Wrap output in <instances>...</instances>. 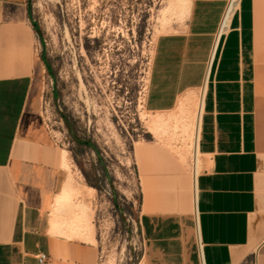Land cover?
Returning <instances> with one entry per match:
<instances>
[{"label":"crops","instance_id":"0c3cea01","mask_svg":"<svg viewBox=\"0 0 264 264\" xmlns=\"http://www.w3.org/2000/svg\"><path fill=\"white\" fill-rule=\"evenodd\" d=\"M185 1L155 39L144 108L200 96L198 166L158 142L135 148L143 264H264V0H240L211 63L226 0ZM28 5L0 0V264H96L94 245L50 231L64 169L39 112Z\"/></svg>","mask_w":264,"mask_h":264},{"label":"rangeland","instance_id":"374dc122","mask_svg":"<svg viewBox=\"0 0 264 264\" xmlns=\"http://www.w3.org/2000/svg\"><path fill=\"white\" fill-rule=\"evenodd\" d=\"M166 2L176 0H29L32 26L38 28L33 27L41 66L39 112L66 153L62 182L73 186L72 196L52 213L68 223L86 208L96 264H143L138 144L158 142L191 168L196 158L198 166L193 130L199 97L170 111L175 121L167 127L150 125L159 114L144 108L155 39L186 7L163 21ZM185 114L194 117L183 122Z\"/></svg>","mask_w":264,"mask_h":264},{"label":"bare ground","instance_id":"6f19581e","mask_svg":"<svg viewBox=\"0 0 264 264\" xmlns=\"http://www.w3.org/2000/svg\"><path fill=\"white\" fill-rule=\"evenodd\" d=\"M168 1V0H167ZM38 2V1H37ZM236 3H237V0H233V3H232V6H231V10L233 9V7L236 5ZM186 2H185V0H176V2H174V3H169L168 5H167V2H166V10L163 12V16L161 17V20H165V18L167 17V14H169V15H173V14H175V11L176 10H178V11H180L179 9H182L183 7H185L186 5ZM37 5V4H36ZM40 5V4H39ZM177 11V12H178ZM176 12V13H177ZM181 12H183L182 10H181ZM166 13V14H165ZM179 14H180V12H178ZM229 18H230V13H229V11H227L226 13H225V15H224V18H223V20H222V25L223 26H225L227 23H228V21H229ZM187 95V94H186ZM185 95V96H186ZM183 98H184V96H183ZM192 98H196V97H190V96H187V97H185L184 99H182L181 101H180V104H184L185 102H187V101H191L192 100ZM199 99H200V96H199ZM197 100H198V98H197ZM197 103V102H196ZM193 105V104H192ZM194 106V105H193ZM199 107H200V104H199V100H198V103H197V113L195 114L196 115V120L198 119V115H199V112H198V110H199ZM183 109V108H182ZM193 111V110H192ZM174 115L171 113V112H166V113H164V114H159L158 116H154V117H151L149 120H148V123L150 124V125H152V126H154L155 125V127L156 126H165V127H167V126H169L168 124H170V122H173V121H175V120H173L174 119V117H173ZM184 116H186V118H187V114H185ZM189 116H191L192 117V115H189ZM188 116V118L189 119H191V117H189ZM179 117V116H178ZM194 117V116H193ZM193 117H192V119H193ZM147 118V117H146ZM186 118H184L183 119V122H185L186 120H189L188 118L186 119ZM195 120V119H194ZM191 122V121H190ZM189 122V123H190ZM188 123V124H189ZM173 124H174V122H173ZM179 126V125H178ZM176 127V126H175ZM175 127H174V129H175ZM150 128V127H149ZM193 130V129H192ZM157 132V129H155V128H151L150 129V131H149V133L150 134H152V135H154L155 133ZM176 132V131H175ZM191 132V131H190ZM193 135H194V148H195V144H196V133H197V128L195 127V131L193 130ZM173 133H174V130H173ZM171 135H173V134H171ZM157 136H159V135H157ZM174 138H175V136H173ZM154 138V137H153ZM159 140H160V138H159ZM161 141V140H160ZM174 141V140H173ZM175 141H176V139H175ZM174 145V144H173ZM171 148V147H170ZM63 153V152H62ZM195 156V155H194ZM62 161H61V168H63V169H68V163H67V157H66V153H64V154H62V159H61ZM65 173V172H64ZM66 176V175H65ZM67 179V178H66ZM65 179V180H66ZM67 181V180H66ZM65 182V181H64ZM70 182V181H69ZM66 183H68V181L66 182ZM62 184H63V186H61L62 187V189H60V192L56 195V197H55V199H54V202H53V208H54V210H58L61 206H62V204H63V202H65V201H67V199H69L71 196H72V194H73V191H72V187L70 186L71 185V182H70V185H67L66 184V186H64V183L62 182ZM75 189V188H74ZM72 199V198H71ZM84 199V198H83ZM78 201V200H77ZM80 201V200H79ZM84 201V200H83ZM86 204V203H85ZM84 204V205H85ZM70 206H74V205H70ZM87 206V205H86ZM85 206V207H86ZM75 207V206H74ZM79 207V206H78ZM88 207V206H87ZM90 207V206H89ZM80 208V207H79ZM81 208H82V206H81ZM80 208V209H81ZM77 209V208H76ZM73 211H75V210H73ZM91 211V210H90ZM77 212V211H76ZM93 212V211H92ZM78 213V212H77ZM80 213V215L79 214H77V216H75V215H72V216H70V218H69V220H68V223H64L63 221H62V219L60 218V217H58L57 216V214H55V213H52V216H51V219H50V231L51 232H53V233H56V232H58L59 230H61L63 227H65L67 230H68V236H69V238H72V239H77V240H80V241H84V242H94L95 241V238H94V230L92 229V227H90L89 226V224H87L86 223V215H87V212H86V208H82V210H81V212H79ZM76 214V213H75ZM79 215V216H78ZM90 215V214H89ZM87 216V218H89L90 216ZM92 219V218H91ZM85 221V222H84ZM64 224V225H63ZM96 242V241H95Z\"/></svg>","mask_w":264,"mask_h":264},{"label":"built area","instance_id":"2783aa9c","mask_svg":"<svg viewBox=\"0 0 264 264\" xmlns=\"http://www.w3.org/2000/svg\"><path fill=\"white\" fill-rule=\"evenodd\" d=\"M239 2H240V0H237L236 5L231 10L233 0H226L224 10L222 12L219 24H218L217 29H216L215 34H214V40H213V45H212V50H211V55H210V63L213 60V57H214L215 52H216V50L220 44V41L222 40V38L227 34V32L230 29L232 18L234 17V15L236 14V12L239 9ZM227 11H229V13H230V18H229L228 23L225 26H223L222 20H223L224 15ZM142 245H143V243H142ZM36 259H37L38 264H43L46 261L47 256L44 253H39L36 256Z\"/></svg>","mask_w":264,"mask_h":264},{"label":"trees","instance_id":"16d2710c","mask_svg":"<svg viewBox=\"0 0 264 264\" xmlns=\"http://www.w3.org/2000/svg\"><path fill=\"white\" fill-rule=\"evenodd\" d=\"M34 29L36 30V32H38V28H37V26H36V24H34ZM43 57V56H42Z\"/></svg>","mask_w":264,"mask_h":264}]
</instances>
